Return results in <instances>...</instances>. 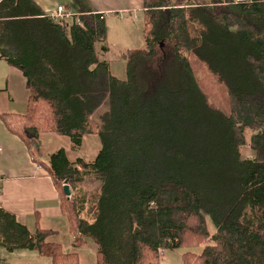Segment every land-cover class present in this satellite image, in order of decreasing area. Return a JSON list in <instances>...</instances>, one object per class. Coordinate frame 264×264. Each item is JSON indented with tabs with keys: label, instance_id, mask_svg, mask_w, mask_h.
I'll use <instances>...</instances> for the list:
<instances>
[{
	"label": "trees",
	"instance_id": "1",
	"mask_svg": "<svg viewBox=\"0 0 264 264\" xmlns=\"http://www.w3.org/2000/svg\"><path fill=\"white\" fill-rule=\"evenodd\" d=\"M141 6L144 43L127 49L119 79L103 59L104 13L55 21L35 0H0V57L30 92L24 114L1 115L6 130L29 149L43 133L72 149L88 134L101 143L93 161L62 148L39 161L61 195L69 184L73 250L2 207L0 245L51 264H80L87 240L97 264H160L170 250L179 264H264V0Z\"/></svg>",
	"mask_w": 264,
	"mask_h": 264
},
{
	"label": "crops",
	"instance_id": "2",
	"mask_svg": "<svg viewBox=\"0 0 264 264\" xmlns=\"http://www.w3.org/2000/svg\"><path fill=\"white\" fill-rule=\"evenodd\" d=\"M119 1H124L127 5L136 2V6H140L141 0ZM35 2L47 14L54 8L47 9L49 5L46 1L44 4H40L38 0ZM92 9L104 15L112 11L125 10L121 7ZM29 93L23 73L0 57V207L13 213L32 236L36 227L50 230L52 236L47 240L59 243L63 251H70L73 250L71 246L73 237L69 235L68 222L62 212L65 194L61 195L60 189L52 182V177L39 161L47 163L49 154L61 148L65 150L70 162L74 163L77 159L93 161L101 147L100 139L96 134L84 135L81 146L72 149L67 137L43 133L37 143L29 149L18 136L6 130L1 119V115L24 114ZM75 252L78 254L80 264H97L96 245L91 240H87L85 246L76 249ZM0 259L2 264H51L48 257L39 256L36 250L7 251L1 245Z\"/></svg>",
	"mask_w": 264,
	"mask_h": 264
},
{
	"label": "rangeland",
	"instance_id": "3",
	"mask_svg": "<svg viewBox=\"0 0 264 264\" xmlns=\"http://www.w3.org/2000/svg\"><path fill=\"white\" fill-rule=\"evenodd\" d=\"M40 4H44L45 1L48 3L49 7L47 9L53 8L48 12L54 10L58 4L61 7L66 8L70 12H76L78 9L85 8H96V7H107L112 8H125L122 11H112L107 14L106 24H107V37L106 46L108 51L103 54V59H105L109 64V69L111 74L123 79L125 77V65L126 60H124V54L127 49L133 48V46L142 47L143 41V10L141 6H136V2L127 5L124 1L119 0H38ZM101 2V3H99ZM211 0H184V3L198 4V3H209ZM108 109V104L105 102L101 107L99 112L94 116L98 118ZM249 133L247 132L246 138L248 139ZM251 151L247 146L242 147L241 155L243 158L250 156ZM93 186V183L87 182L85 188L89 190ZM214 227L210 224V229L213 231ZM179 250L165 251L160 258V264H179Z\"/></svg>",
	"mask_w": 264,
	"mask_h": 264
},
{
	"label": "built area",
	"instance_id": "4",
	"mask_svg": "<svg viewBox=\"0 0 264 264\" xmlns=\"http://www.w3.org/2000/svg\"><path fill=\"white\" fill-rule=\"evenodd\" d=\"M235 1H242V0H235ZM56 8L54 10H52L51 12L48 13V16L55 20H66L69 19L71 16V12L68 11L66 8L61 7V5H57L55 6ZM1 151V148H0ZM65 181H63V185H64ZM0 192H1V187H0ZM70 197V196H69ZM159 254L162 256L161 251H159ZM0 264H2V261L0 259Z\"/></svg>",
	"mask_w": 264,
	"mask_h": 264
},
{
	"label": "water",
	"instance_id": "5",
	"mask_svg": "<svg viewBox=\"0 0 264 264\" xmlns=\"http://www.w3.org/2000/svg\"><path fill=\"white\" fill-rule=\"evenodd\" d=\"M63 192L67 197L70 196L71 190L69 184L67 183V180H65V183L63 185Z\"/></svg>",
	"mask_w": 264,
	"mask_h": 264
}]
</instances>
